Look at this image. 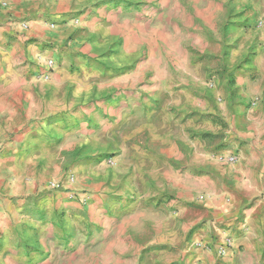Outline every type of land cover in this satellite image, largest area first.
Listing matches in <instances>:
<instances>
[{"label":"crops","instance_id":"1","mask_svg":"<svg viewBox=\"0 0 264 264\" xmlns=\"http://www.w3.org/2000/svg\"><path fill=\"white\" fill-rule=\"evenodd\" d=\"M1 1L7 5H0V141L6 140L0 149V264L22 260L14 255L12 243L17 235L13 222L20 220L19 211L30 202L24 197L33 195V199L43 193L48 179L64 176L69 171L64 172V166L72 158L78 159L73 169L81 171L80 178L98 167L94 159L102 152H115L117 165L106 176L101 173L97 183L88 184L90 188L82 181L78 187L91 193L92 223L99 229L106 226L105 235L113 237L107 246L119 254L114 264H121V255L146 261L143 252L147 255L148 248H153L151 253H164L158 261L177 251L173 256L179 264L191 258L192 264L196 258L212 264L214 256L207 247L193 248L190 243L212 245L224 234L242 243L236 264H264V0L236 1L239 25L233 26V38L237 41L215 63L218 78L209 87L218 104L216 110H200L225 117V126L217 129L236 150L232 163L220 158L228 155L223 151L212 159L206 139L194 136L210 128L194 114V62L186 68L172 62L170 76L159 74L163 61L151 63L150 53L143 56L142 23L132 25L125 17L122 23L107 19L106 25L85 17L116 0H48L49 11L83 12L84 20L68 47L54 52L59 65L46 79L40 76L41 60L50 56L41 52L40 44L64 41L75 29L59 25L53 32L31 22L22 29L19 22L24 20L19 18L25 15L26 3ZM144 1L134 0L137 5ZM28 38L33 39L28 42ZM119 39L111 53L100 55L99 45L106 47ZM70 57L76 66L72 71ZM88 58L110 66L96 70L85 65ZM137 60L141 67L132 73ZM153 66V84L132 89L133 76L145 75L144 67ZM228 75L231 83L224 89ZM146 92L161 98V105L144 116L132 114V106L143 103L137 98ZM170 92L173 97L184 92L191 99L188 113L181 109L183 99L168 101ZM36 166H40L37 174ZM200 170L202 177L194 174ZM55 194L57 206L67 209L63 218L81 209L65 193ZM29 218L36 226L32 215Z\"/></svg>","mask_w":264,"mask_h":264},{"label":"rangeland","instance_id":"2","mask_svg":"<svg viewBox=\"0 0 264 264\" xmlns=\"http://www.w3.org/2000/svg\"><path fill=\"white\" fill-rule=\"evenodd\" d=\"M42 1V3H40ZM115 1V0H114ZM237 0H145L140 2L138 5L135 4L134 0H116L112 4L104 8H100L97 12L89 13L85 17L90 19L94 17L96 23L106 22L107 19L115 20L118 23H122V20L126 18L130 19L133 23L137 21L143 24L144 32L142 34L146 38V42L143 43V56L150 53L151 63H158L160 60L163 61V69L157 71L159 74H166L170 76L172 71V62H177L180 67H185L188 62H194V70L191 74L195 76V81L197 84V89H194L192 96L195 97V113L200 120H204L209 126V130L205 132H198L194 136L202 137L206 139L208 148L210 149L209 155L212 159H216L217 152H226L228 155H234L236 150L229 148V141L226 137L222 135L218 126L224 125V118L220 117L217 113H212L206 111L201 112L200 110L213 109L216 110V105L218 100L216 99L209 90V83L214 85V81L218 78L219 67L218 60L222 59L227 55L236 43L234 35V25H239V19H237ZM26 3L27 10L25 15L19 20H24L27 25L38 24L50 31H55L59 25H64L66 27H73L75 29L74 34H69L67 37L63 38L64 41L57 40L48 41L47 43H41V52L47 51V56L54 61V67L59 61L56 58L54 52L59 51V49L64 50L68 47V42L76 38L80 32L81 27H83L82 22L84 20L83 12H57L49 11L51 6L48 0H22L18 1L17 6ZM44 3V4H43ZM58 7V6H56ZM44 10H43V9ZM53 23L54 26L50 24ZM145 25V26H144ZM128 26L131 23L128 22ZM29 28V27H28ZM24 32V31H23ZM21 32V33H23ZM20 33V32H17ZM20 33V34H21ZM33 38H28L27 41L31 42ZM121 39L118 41L108 44L106 47L104 45H99L98 49L102 57H106L112 52L113 46L119 44ZM100 44V41H96ZM54 54V55H53ZM99 55V56H100ZM162 57H161V56ZM62 56V55H61ZM58 57V56H57ZM160 59V60H159ZM71 65L69 68L71 71L76 67L70 57ZM140 61H133L131 68L132 73L136 72L138 67H141ZM212 64H211V63ZM146 63V62H145ZM86 66H93L96 70L107 69L109 64L107 61L99 59L88 58L85 60ZM144 65V64H142ZM146 65V64H145ZM156 65V64H155ZM160 67V66H159ZM137 68V69H136ZM148 68L150 70H148ZM186 68V67H185ZM135 69V70H134ZM192 69V68H190ZM187 70V69H186ZM145 75L133 76L132 89L138 90L141 86L149 85L151 86L150 73L154 71L153 67H144ZM50 73V71H49ZM231 75V74H230ZM226 77L227 81L223 88H229L231 76ZM185 79L187 75H184ZM222 78V77H221ZM220 78V81L222 79ZM106 81V80H102ZM129 82V81H128ZM136 88V89H135ZM133 90V91H134ZM184 92H179L173 97L171 92L168 94V101L173 98L183 99L180 102L181 109L188 113V100ZM124 97L125 93L121 92L119 96ZM143 95V94H142ZM172 98V99H171ZM141 100L142 106L131 108V113H135L137 116H144L147 111L157 109L161 103H159L161 98H156L153 93L150 96L147 92L143 97L139 96L137 98ZM143 100V101H142ZM221 100V99H220ZM147 103V104H146ZM202 105L207 107L203 108ZM106 117V116H105ZM203 121V122H204ZM71 125V124H68ZM92 128L91 126H87ZM217 129V131H216ZM3 144L6 140L2 141ZM231 153V154H229ZM236 158V156H235ZM108 159L113 161V164H108ZM78 159H70L68 163L64 166V172L69 170L61 178L51 177L45 182L43 193L35 196L34 202H38L32 205L33 199L29 195L26 198L30 201L26 207L19 211L20 220L18 222H13V227L17 230V235L13 237L14 255L21 257L19 264H51L48 261L53 262L52 264H114L116 256L118 253L110 249L107 245L108 242L113 237H107L105 235V227L98 228L94 223H92V217L89 216L92 213L93 207L91 206L89 190L80 189L78 185L84 182L87 187H91L92 183H97L99 177L106 176L110 168L117 165L116 153L115 152H102L101 154L95 156L96 165L98 167L93 170L90 168L89 172H85L84 175L80 174V178L77 176V171L75 168V161ZM84 160H88L85 157ZM87 164V161H84ZM232 163V162H229ZM67 167H70L68 169ZM72 168V169H71ZM229 169V168H228ZM40 171V166H36L35 173ZM200 177L202 170L200 172L194 173ZM82 181V182H81ZM58 182L59 187H51V183ZM1 186V181H0ZM86 187V186H84ZM65 193L68 200L75 201L81 205V209L73 210L76 212L72 215H65V205L57 206L56 192ZM258 196V194H256ZM262 195V194H261ZM171 198L173 194L170 195ZM50 198V201H49ZM32 199V200H30ZM253 201L255 198L252 199ZM62 201V200H61ZM71 211V208L68 209ZM71 211V212H73ZM107 212V211H106ZM108 213V212H107ZM32 215L33 226L30 223ZM66 218V219H65ZM32 222V221H31ZM66 225V228L62 232H45L46 228H52L58 230L61 226ZM63 229V228H62ZM43 231V232H41ZM221 235L220 233L218 236ZM223 235V233H222ZM224 236H229L231 239V246L226 255L220 256L217 253V246L221 242ZM217 242L202 243V241H191L190 246L193 248L208 249V254L214 256L212 264H236L241 260V248L242 243L238 242L237 239L234 241L231 235L224 234L220 239H216ZM176 241V245H178ZM199 243L198 246H195ZM210 245V246H209ZM61 247V251L60 248ZM161 246L159 249H163ZM192 248V251L195 250ZM214 248V249H213ZM153 248H148V254L143 252L147 257V260L138 258L137 261L134 258H123L121 255V264H179L177 256L173 252L170 255L164 257L167 260L158 261V257L164 253H151ZM191 251V252H192ZM212 251V252H211ZM127 255V254H126ZM118 260V259H117ZM185 260V259H184ZM193 259L186 264H192ZM193 264H202L200 258L194 259Z\"/></svg>","mask_w":264,"mask_h":264},{"label":"built area","instance_id":"3","mask_svg":"<svg viewBox=\"0 0 264 264\" xmlns=\"http://www.w3.org/2000/svg\"><path fill=\"white\" fill-rule=\"evenodd\" d=\"M0 5L1 6H6L7 3L5 1H1L0 2ZM19 25L22 29H25L28 25L25 21H20L19 22ZM51 26H54L53 23L50 24ZM43 68H44V71L40 73V76L44 79L48 78L49 76V71L53 68L54 66V61L52 58H45L43 60ZM209 87H212V84L209 83L208 85ZM3 147V143L2 141H0V149ZM221 159H225L227 162H234L235 161V156L234 155H226V156H222L220 157ZM108 164H113V161L111 159H108ZM51 187L53 188H58L59 187V183L58 182H53L50 184ZM199 243H196L195 246H198ZM231 246V239H229V236H224L221 240V242L219 243V245L217 246V253L220 255V256H224L227 254L229 248Z\"/></svg>","mask_w":264,"mask_h":264}]
</instances>
